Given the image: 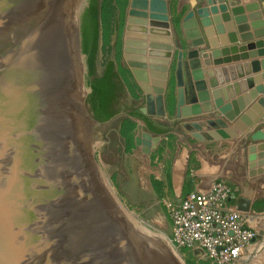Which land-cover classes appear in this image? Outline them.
I'll return each instance as SVG.
<instances>
[{
  "label": "water",
  "instance_id": "water-1",
  "mask_svg": "<svg viewBox=\"0 0 264 264\" xmlns=\"http://www.w3.org/2000/svg\"><path fill=\"white\" fill-rule=\"evenodd\" d=\"M150 3L165 13L164 0ZM227 5L247 43L218 48L210 14ZM196 15L212 48L202 53L205 65L228 62L229 51L237 60L264 44L248 41L264 35L257 0L219 7L205 0ZM97 42V0H0V264H177L170 244L146 221L150 230L108 204L78 143L72 116L99 124L123 111L126 100L113 63L99 64ZM140 135L148 147L158 141L150 132ZM254 139H264V129Z\"/></svg>",
  "mask_w": 264,
  "mask_h": 264
},
{
  "label": "rangeland",
  "instance_id": "rangeland-1",
  "mask_svg": "<svg viewBox=\"0 0 264 264\" xmlns=\"http://www.w3.org/2000/svg\"><path fill=\"white\" fill-rule=\"evenodd\" d=\"M131 1L126 0V5L122 10L117 0H112L109 3L113 13L111 22L109 25L102 26L100 22L101 0H98V62L101 67L107 65L108 61L113 63L126 91L123 111L116 117L99 124L85 123L84 117L74 115L72 116V126L80 148L89 161L94 179L108 204L115 210L114 201L117 199L124 209L133 214L137 221H146L150 225L151 231L156 232L174 248L173 250L178 253L184 264H187V259L192 264H210L204 254L197 255L196 252L193 254L191 251L175 248L170 241L172 226L169 209L180 198L179 185L172 179L171 165L183 147L185 148L195 141L194 136L188 132L189 128H186V124H191V120L177 116L176 106L177 87L181 83L178 80L181 72L179 73L177 70V51L180 48H185L181 42V35H183L181 21L189 7L184 5V8L179 11L183 5L178 4L179 0H172L169 8L171 29L168 27L166 18L164 19L162 16L163 13L156 14V17L160 16L157 17L156 24L160 26L162 45V42L154 39L156 35L153 33L157 32L152 31L154 25L148 27L152 31L149 36L151 39L145 33L146 30L141 33V36L135 33L139 29L138 24H141V20L144 19V24L140 29L144 27L143 25L153 24L151 22L153 19L147 18V13L149 12V15L152 13L149 10L150 7H147L152 6L149 2L151 0H145L146 9H135V13L139 14L142 11L141 14H144L137 22L129 12ZM143 1L140 0L144 6ZM112 6L113 8H111ZM198 7H200L199 4L195 6V13ZM135 17L138 18V16ZM128 28L135 30V34L130 31L132 41L137 36L136 40L139 38V41L146 39L150 42H145L148 52L146 49L142 52L140 47L134 49L139 56H147L144 60L145 70L137 69L139 67L137 62L141 61V57L136 56L134 59L129 56L133 51H130L129 54L125 52ZM186 48L190 49L191 47L186 43ZM160 81L161 83H159ZM146 84L150 85L148 86L149 90L146 89ZM141 116L149 119L154 131L146 127ZM125 119H128L126 132L133 137V146L130 150H126L124 137L120 131L121 123ZM138 125H141L140 128ZM141 131L150 132L152 137L157 136L158 141L154 145L151 142L150 147L142 145V142L135 144V137L140 136L142 139ZM104 179L108 181L112 194L105 187ZM117 206L121 210L120 204ZM259 246H262V243Z\"/></svg>",
  "mask_w": 264,
  "mask_h": 264
},
{
  "label": "crops",
  "instance_id": "crops-1",
  "mask_svg": "<svg viewBox=\"0 0 264 264\" xmlns=\"http://www.w3.org/2000/svg\"><path fill=\"white\" fill-rule=\"evenodd\" d=\"M224 1L216 0V6ZM251 1L242 0V5ZM257 1L264 20V0ZM197 3L201 6L205 0H179L178 3L189 5V9L181 21V42L185 48L177 51V56L181 52L177 116L191 120L186 128L195 141L183 147L171 165L172 179L179 185L177 202L190 190L207 192L215 181L226 182L232 189L226 209L237 211L242 224L257 232V239L242 251L239 264H264V148H258L264 139H254L255 134L264 129V69L260 63L264 54H257L258 50H264V44L245 49L242 53L247 55L237 60L232 59L235 52L229 51L226 57L231 60L228 62L205 65L202 53L212 48L195 13ZM210 15L218 48L247 43L240 40L228 5L225 11ZM249 31L254 33L252 27ZM259 39L264 41V35L253 34L248 41ZM186 43L190 49L186 48ZM236 54L241 55V52ZM129 56L136 59L139 54L134 50ZM235 120L239 121L238 126ZM226 127L225 136L216 133L217 129ZM202 132L209 133L210 137L205 138ZM196 248L192 253L204 254L206 258L204 251Z\"/></svg>",
  "mask_w": 264,
  "mask_h": 264
},
{
  "label": "built area",
  "instance_id": "built-area-1",
  "mask_svg": "<svg viewBox=\"0 0 264 264\" xmlns=\"http://www.w3.org/2000/svg\"><path fill=\"white\" fill-rule=\"evenodd\" d=\"M232 189L215 181L207 192L190 190L169 209L170 241L175 248L203 250L210 264H239L257 232L242 224L237 211L227 210Z\"/></svg>",
  "mask_w": 264,
  "mask_h": 264
},
{
  "label": "bare ground",
  "instance_id": "bare-ground-1",
  "mask_svg": "<svg viewBox=\"0 0 264 264\" xmlns=\"http://www.w3.org/2000/svg\"><path fill=\"white\" fill-rule=\"evenodd\" d=\"M143 1V0H142ZM145 1V0H144ZM143 1V2H144ZM148 1V0H147ZM150 2V1H149ZM144 4V6L142 5V2H140V0L139 1H137V0H132L131 1V3H130V8H129V12H130V14L133 16V18L136 20V22L138 21V20H141V17L140 16H143L144 14L142 13L141 14V12L139 13V14H137L138 12H134V11H136L135 9L136 8H140V9H146V6H147V4L146 3H143ZM151 5V4H150ZM148 8H149V10L151 11V12H155V11H157V10H153L152 8H151V6H147ZM147 8V9H148ZM143 9V10H144ZM145 12V11H144ZM158 12V11H157ZM149 13V12H148ZM147 13V15H148V17L147 18H149L150 17V19H153L152 21L153 22H155V23H157V17H160V16H157L156 17V14H148ZM135 16H138V18H136ZM140 17V18H139ZM128 19H130L131 20V18L130 17H128ZM165 19V18H164ZM131 21H133V19L131 20ZM151 21V22H152ZM146 22H148L147 21V19H146ZM130 23H132V22H130ZM135 23V22H134ZM140 23L141 24H138V26H139V29L138 30H134L135 31V33H137V35H139L140 34V36H141V33H143V31H145L146 30V34H148L147 36H148V38H149V36H150V32H152V31H157L156 33L154 32L153 34H156V36H157V39L159 40V42H161L160 40L162 39L161 38V35H160V31H158V30H160V26H158V25H155L154 24V27H152L153 26V24H148V26H145V25H143L142 27V29H140V27H141V25L142 24H144V19H143V21L141 20L140 21ZM134 25H136V24H134ZM152 25V26H151ZM148 27H152L153 28V30L151 31ZM138 28V27H137ZM148 29H149V31H148ZM130 31H132V33H134V31H133V28H128L127 30H126V42H125V52L126 53H128L129 54V52L130 51H134V49L136 48V49H138V47H140L141 48V51L143 52L145 49H147V48H145V42H148L146 39H141V41H139L140 39L138 38V40H136L137 39V36H136V38L134 39V41H132L133 40V38L131 37V32ZM134 33V34H135ZM133 35V34H132ZM130 36V37H129ZM139 36V37H140ZM144 36V35H143ZM153 36V35H152ZM155 36V35H154ZM153 36V37H154ZM128 37H129V39H128ZM135 37V36H134ZM147 38V37H146ZM149 39H151V38H149ZM155 39V38H154ZM157 39H155V40H157ZM139 42H141V43H139ZM163 42V41H162ZM148 43H150V42H148ZM136 44V45H135ZM143 46V47H142ZM136 51V50H135ZM146 52H148V50L146 51ZM145 52V53H146ZM144 53V54H145ZM128 56V55H127ZM128 60V59H127ZM137 64L139 65V67H137V69L138 70H145V63H144V59L143 58H141V61L140 62H137ZM165 69V68H164ZM162 71V70H161ZM136 75V74H135ZM165 77V76H164ZM143 79H145V78H143ZM158 81V80H157ZM160 87V86H159ZM79 117V116H78ZM84 121H85V123H88L89 124V122L90 123H94L93 121H91V120H89V119H87V118H85L84 117ZM83 121V122H84ZM84 123V124H85ZM87 125V124H86ZM85 127V126H84ZM144 140H147L146 142H150L149 141V139H147V138H143ZM147 143H144V141H143V145L145 146ZM153 144V143H152ZM153 147V146H152ZM100 177V176H99ZM101 178H103V177H101ZM104 183H105V187L106 188H108V190H110V193H111V191H112V189L110 188V186H109V183H108V181H106L105 179H104ZM112 194V193H111ZM104 197V196H103ZM115 197V196H114ZM115 199V198H114ZM114 199H113V201H114ZM114 203L116 204V209H117V212L118 213H121L124 217H126V218H128L129 220H131V221H133V222H135V223H137V224H139V225H141V226H143V227H145V228H147L148 230H150L149 229V227L145 224V223H141L142 221L141 220H138V221H136L135 219H134V217H133V214L132 213H130V212H128L126 209H124L123 207H122V205H121V203L117 200V199H115V201H114ZM120 204V207H121V210L118 208V206L117 205H119ZM115 209V210H116ZM156 233V232H155ZM169 248H170V251H171V253H172V255H173V257L175 258V260H176V262H177V264H184V262L182 261V259L180 258V256L178 255V253L175 251V250H173L174 248L170 245V246H168Z\"/></svg>",
  "mask_w": 264,
  "mask_h": 264
},
{
  "label": "trees",
  "instance_id": "trees-1",
  "mask_svg": "<svg viewBox=\"0 0 264 264\" xmlns=\"http://www.w3.org/2000/svg\"><path fill=\"white\" fill-rule=\"evenodd\" d=\"M111 2H112V0H101L100 22H101L102 26L109 25V23L111 22L110 21V19L112 18L111 15H113V13L109 7V3H111ZM117 3L119 4L121 9L123 10V8L126 5V0H117ZM111 8H113V6ZM97 15H98V0H97ZM98 29H99V18H98ZM143 118L146 121L148 129H150L151 131L152 130L154 131V127L151 125L150 121L148 119H146L145 117H143ZM127 124H128V119L123 120L121 123L120 131L124 137L126 150H130L133 146V137L130 133L126 132ZM183 250H186V249H183ZM186 263L192 264V262L189 261L188 259L186 260Z\"/></svg>",
  "mask_w": 264,
  "mask_h": 264
},
{
  "label": "flooded vegetation",
  "instance_id": "flooded-vegetation-1",
  "mask_svg": "<svg viewBox=\"0 0 264 264\" xmlns=\"http://www.w3.org/2000/svg\"><path fill=\"white\" fill-rule=\"evenodd\" d=\"M165 1V6H166V11H165V13H161L162 14V16H164V18H166V20L168 21V27L171 29V18H169V12H170V10H169V8H170V6H171V4H172V0H164ZM199 3V2H198ZM197 3V4H198ZM187 6H189V5H187ZM182 8H184V5L180 8V10L179 11H181V9ZM178 11V12H179ZM158 12H152V14H157ZM170 17H171V15H170ZM152 23H153V25L155 24V25H157L155 22H153L152 21ZM159 31V30H158ZM156 33V32H155ZM156 35V34H155ZM171 35H172V31H171ZM155 39H157V36H155ZM158 40V39H157ZM160 44V43H159ZM159 47H160V45H159ZM148 50V48L146 49V51ZM142 117V116H141ZM143 119V121L146 123V121H145V119L144 118H142ZM108 120H110V119H108ZM108 120H106V121H108ZM149 120V119H148ZM102 122H105V121H102ZM146 127H148L147 126V124H146ZM143 141L145 142L146 140H144L143 138L141 139V142H142V145H143ZM140 142V143H141ZM146 148V147H145Z\"/></svg>",
  "mask_w": 264,
  "mask_h": 264
}]
</instances>
